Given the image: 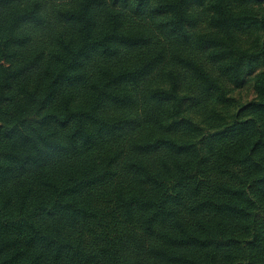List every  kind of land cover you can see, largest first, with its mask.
I'll list each match as a JSON object with an SVG mask.
<instances>
[{
  "label": "trees",
  "instance_id": "16d2710c",
  "mask_svg": "<svg viewBox=\"0 0 264 264\" xmlns=\"http://www.w3.org/2000/svg\"><path fill=\"white\" fill-rule=\"evenodd\" d=\"M0 264H264V0H0Z\"/></svg>",
  "mask_w": 264,
  "mask_h": 264
},
{
  "label": "rangeland",
  "instance_id": "374dc122",
  "mask_svg": "<svg viewBox=\"0 0 264 264\" xmlns=\"http://www.w3.org/2000/svg\"><path fill=\"white\" fill-rule=\"evenodd\" d=\"M251 86L252 84L248 83L242 89H239L233 92L232 96L241 102H246V101L251 100L254 97Z\"/></svg>",
  "mask_w": 264,
  "mask_h": 264
}]
</instances>
